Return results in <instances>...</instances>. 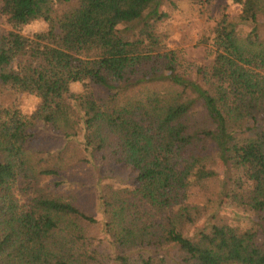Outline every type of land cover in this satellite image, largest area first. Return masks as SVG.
Returning a JSON list of instances; mask_svg holds the SVG:
<instances>
[{
    "label": "trees",
    "instance_id": "obj_1",
    "mask_svg": "<svg viewBox=\"0 0 264 264\" xmlns=\"http://www.w3.org/2000/svg\"><path fill=\"white\" fill-rule=\"evenodd\" d=\"M163 1L0 0V88L38 98L29 115L0 107V264H264V0H232L241 11L201 39L212 61L195 77L158 30ZM35 20L47 28L20 32ZM40 127L61 145L34 149ZM69 152L97 171L111 253L57 190ZM105 160L130 167L128 186L100 174ZM214 166L222 199L255 220L188 236L186 203Z\"/></svg>",
    "mask_w": 264,
    "mask_h": 264
},
{
    "label": "rangeland",
    "instance_id": "obj_2",
    "mask_svg": "<svg viewBox=\"0 0 264 264\" xmlns=\"http://www.w3.org/2000/svg\"><path fill=\"white\" fill-rule=\"evenodd\" d=\"M162 7L168 16L158 25V30L167 34L168 46L178 53L180 70L191 77H195L199 68L208 67L212 61L209 46L202 45L201 39L211 34V29L223 12L230 18H235L241 11L240 6L232 0H213L209 4H199L194 0H164ZM47 26L46 22L35 20L23 26L20 32L30 35L45 30ZM0 28H6L1 16ZM71 89L78 93L81 92L82 86L80 83H73ZM94 90L96 93H100L98 88L94 87ZM37 103L38 98L34 94H16L8 88H0V107L17 104L22 113L29 115L35 110ZM58 139L49 128L40 127L39 140L36 141L34 149L55 148L61 145ZM66 160L68 162L65 164L68 165V168L65 176L69 182L57 190L64 195H69L81 209L93 213L97 223L92 227V233L100 239V247L111 253L113 248L105 233L103 207L97 199V195L91 190L96 181L97 171L92 166L79 163L77 155H74L73 152L67 154ZM98 167L102 176L111 175L117 178L112 181L116 187L128 186L130 178L134 175L130 167L113 164L107 160ZM214 169L217 170L219 176L201 182L198 187L195 186L192 196L186 203L195 212L194 224H188L185 227V233L188 236L218 219L243 226L255 220L249 210L226 203L222 199L221 174L223 169L218 166H214ZM58 180L59 178L53 177L48 179L47 183L52 184ZM80 184L83 187L80 188L78 186ZM27 197V194L20 196L22 200H26Z\"/></svg>",
    "mask_w": 264,
    "mask_h": 264
}]
</instances>
